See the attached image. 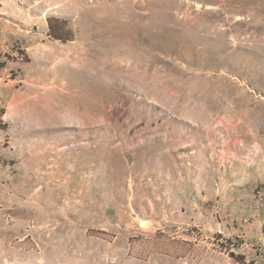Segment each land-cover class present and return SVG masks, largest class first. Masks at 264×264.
<instances>
[{"label": "rangeland", "instance_id": "obj_1", "mask_svg": "<svg viewBox=\"0 0 264 264\" xmlns=\"http://www.w3.org/2000/svg\"><path fill=\"white\" fill-rule=\"evenodd\" d=\"M260 192L264 0H0V264H264Z\"/></svg>", "mask_w": 264, "mask_h": 264}, {"label": "trees", "instance_id": "obj_2", "mask_svg": "<svg viewBox=\"0 0 264 264\" xmlns=\"http://www.w3.org/2000/svg\"><path fill=\"white\" fill-rule=\"evenodd\" d=\"M54 22H56V24L53 23V20H52V19L49 21V35H50V36H53V37L56 38V39L65 40V39H64L63 37H61L60 35H56V34H59L60 32H63L62 29H64V27L61 26L62 24L60 23L59 20H56V21H54ZM60 24H61V25H60ZM61 30H62V31H61Z\"/></svg>", "mask_w": 264, "mask_h": 264}, {"label": "bare ground", "instance_id": "obj_3", "mask_svg": "<svg viewBox=\"0 0 264 264\" xmlns=\"http://www.w3.org/2000/svg\"><path fill=\"white\" fill-rule=\"evenodd\" d=\"M53 1V3H55L56 1H60V0H52ZM97 84V83H96ZM96 84H94L92 87H91V91H92V93H93V96H96L97 94L99 95V91L101 92V89H102V87L104 86V83L103 82H98V84L96 85ZM91 93V94H92ZM97 95V96H98ZM101 97V96H100ZM103 98V96L100 98V99H102ZM100 99H99V101H100ZM66 256H67V259L69 260V259H71V260H75V256L71 253V252H67L66 253ZM77 262H78V260H77Z\"/></svg>", "mask_w": 264, "mask_h": 264}, {"label": "built area", "instance_id": "obj_4", "mask_svg": "<svg viewBox=\"0 0 264 264\" xmlns=\"http://www.w3.org/2000/svg\"><path fill=\"white\" fill-rule=\"evenodd\" d=\"M259 202H260L259 207L264 206V193H262V192H260Z\"/></svg>", "mask_w": 264, "mask_h": 264}]
</instances>
